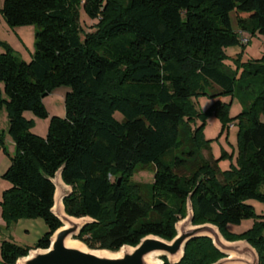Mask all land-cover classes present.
Masks as SVG:
<instances>
[{"label":"trees","instance_id":"16d2710c","mask_svg":"<svg viewBox=\"0 0 264 264\" xmlns=\"http://www.w3.org/2000/svg\"><path fill=\"white\" fill-rule=\"evenodd\" d=\"M80 9L93 31L82 28ZM0 13L9 27L36 28L28 62L0 42V110L14 143L0 205L8 225L38 218L47 228L33 247L2 241L0 264L47 249L62 226L51 212L60 169L72 187L65 212L93 220L76 237L90 249L134 247L148 235L172 240L190 196L193 225L246 240L264 264V215L250 203L264 204V54L236 62L235 71L224 64L227 48L244 47V32L264 42V0H2ZM62 86L69 88L64 117L49 116L43 99ZM235 92L245 96L232 118L237 154L223 171L218 159L200 154L208 147L205 117L214 114L226 127L229 104L216 100L202 114L196 100ZM27 112L49 117L45 136L32 132ZM149 166L154 182L146 198L132 176ZM243 220L253 221L248 230L228 231ZM222 257L203 237L187 243L177 264Z\"/></svg>","mask_w":264,"mask_h":264},{"label":"rangeland","instance_id":"374dc122","mask_svg":"<svg viewBox=\"0 0 264 264\" xmlns=\"http://www.w3.org/2000/svg\"><path fill=\"white\" fill-rule=\"evenodd\" d=\"M2 0H0V8ZM231 22L234 30L240 32L236 23V16L234 13L230 14ZM80 24L86 32L93 31L94 23L86 18L82 9H80ZM34 26H19L9 27L0 13V42L5 44L13 54L23 61H30L34 52L35 42ZM243 37L247 38V42L242 46L227 48L225 50L228 59L225 60V65L232 70L236 69V62L246 63L251 60L259 59L264 54V42L261 36L255 35L251 37L248 33H243ZM4 52V48L0 46V54ZM2 86V85H0ZM68 87H60L54 93L46 97L43 101L49 116L58 113V108H64L59 98L61 93L68 91ZM257 88L252 89L255 92ZM245 96L239 93H234L232 96H219L210 98L207 96L198 97L196 100L197 109L204 114L208 108L216 101L229 104L228 116L230 121L226 123V127H222L219 118L211 114L204 119L203 134L205 140L208 142L206 150L201 152L203 158H213L219 160L218 166L221 170L229 168L230 164L235 163L237 154V126L236 122L232 120L243 109V98ZM116 118L121 120V115L116 113ZM25 117L33 121L32 132L39 136H45L47 133L49 117L42 119L34 117L30 112L25 113ZM8 117L4 109L0 110V132L3 129L4 136L7 135ZM1 134V133H0ZM5 149V151L3 150ZM9 153L14 154V146L8 140H3V147H0V168L1 161L7 160ZM154 168L138 167L132 176V181L141 185L143 196L148 198L151 196V186L154 182ZM10 187V184L4 181L0 176V198L2 193ZM255 212L259 215H264V204L252 201L250 202ZM253 224L252 220H243L240 225H229L228 231L233 234H241L248 230ZM46 230L45 223L38 218L26 219L19 218L9 225L6 223L2 207L0 205V245L4 240H11L19 246L33 247L37 240L42 236Z\"/></svg>","mask_w":264,"mask_h":264},{"label":"water","instance_id":"95a60500","mask_svg":"<svg viewBox=\"0 0 264 264\" xmlns=\"http://www.w3.org/2000/svg\"><path fill=\"white\" fill-rule=\"evenodd\" d=\"M61 171L58 170L52 180L55 193L51 212L62 226L51 235L47 249H31L27 256L18 258L16 264H163V258L169 264H177L183 258L187 243L203 237L209 238L223 255L213 264L259 263L258 253L246 240L227 241L219 229L209 223L193 225L190 196L187 199L186 216L175 224L176 235L172 240L148 235L134 247L125 245L117 251L90 249L76 237L93 220L89 217L75 218L65 212L63 200L70 195L72 187L63 182ZM71 241L77 246H69Z\"/></svg>","mask_w":264,"mask_h":264},{"label":"crops","instance_id":"0c3cea01","mask_svg":"<svg viewBox=\"0 0 264 264\" xmlns=\"http://www.w3.org/2000/svg\"><path fill=\"white\" fill-rule=\"evenodd\" d=\"M56 91V90H55ZM66 92V91H65ZM65 92L64 93H61L60 94V96H59V98H60V100H61V102H62V104H63V101H64V99H63V97H64V94H65ZM54 93V92H53ZM43 101H44V99H43ZM64 107V106H63ZM64 114H65V112H64V108H58V113H54V115H56V116H58V117H60V118H62V117H64ZM261 121L262 122H264V118H261ZM7 127H8V125H7ZM1 134H2V138H3V140L5 141V140H8L9 142H10V144H12L13 146H14V143H13V141L9 138V136L8 135H6V136H4V132H3V129H1V132H0ZM14 153V152H13ZM8 154H9V156H11V155H13V154H11V153H9L8 152ZM9 156H8V158H7V160H2L1 161V168H0V176H2L3 175V173L7 170V168L9 167V165H10V159H9ZM46 230H47V228H46ZM46 230H45V232H46ZM44 232V233H45Z\"/></svg>","mask_w":264,"mask_h":264},{"label":"bare ground","instance_id":"6f19581e","mask_svg":"<svg viewBox=\"0 0 264 264\" xmlns=\"http://www.w3.org/2000/svg\"><path fill=\"white\" fill-rule=\"evenodd\" d=\"M69 246H77V243H75L74 241H71L68 243ZM107 256H114V255H108L106 254ZM115 256H119V254H116Z\"/></svg>","mask_w":264,"mask_h":264},{"label":"built area","instance_id":"2783aa9c","mask_svg":"<svg viewBox=\"0 0 264 264\" xmlns=\"http://www.w3.org/2000/svg\"><path fill=\"white\" fill-rule=\"evenodd\" d=\"M240 42H241V44H243V45L247 42V38H246V37H243V34H242V36H241Z\"/></svg>","mask_w":264,"mask_h":264}]
</instances>
